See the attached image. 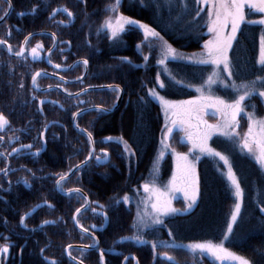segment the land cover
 Instances as JSON below:
<instances>
[{
    "label": "trees",
    "instance_id": "obj_1",
    "mask_svg": "<svg viewBox=\"0 0 264 264\" xmlns=\"http://www.w3.org/2000/svg\"><path fill=\"white\" fill-rule=\"evenodd\" d=\"M105 2L10 0L11 10L0 24V39L6 40L14 51L18 50L27 34L48 31L56 37V45L48 55V60L53 64L65 67L75 59L88 60L85 76L75 81L82 74L83 63L76 62L68 69L57 70L48 67L44 61L43 55L52 43L51 35L38 34L29 38L19 58L10 57L0 45V113L9 122L0 131V136L4 138L0 141V152L7 155V151L16 144H31V149H41L34 156L37 162L35 167L23 168L22 175L37 174L45 178L30 182L29 186L25 185L20 189L21 196H14L11 200L16 206L26 209L29 204L48 202V195H54L53 202L50 200L53 209L41 204L30 215L33 216L30 219L35 223L46 218L55 223L39 227L28 236V240L23 242L18 264H51L52 261L56 264H73L64 255L65 244L72 241L92 242L71 221L72 213L84 202L82 196L72 194L69 198L54 189V180L58 174L67 172L89 153L87 137L71 121L72 113L82 107L92 108L77 114L75 123L92 134L95 152L105 151L103 148L108 150L109 161L98 165L92 158L65 180L64 188L80 186L89 201L96 202L91 207L107 215L108 223L97 232L98 246L83 253L76 249L74 256L77 255L84 264H98L101 251L104 253V264H170L168 260L161 259L162 254L174 256L175 264H217L202 253L191 252V255L185 247L177 249L162 243L184 246L178 236L183 235L188 237L186 242L223 241V245L231 252L248 258L253 264H264V213L259 212V208L264 207V171L240 147L236 134L234 140L221 135L211 140L212 149L228 157L243 190L241 216L234 224L228 240H224L223 233L227 229L235 202L234 189L224 175L223 161L207 154L198 158L195 156L197 195L192 208L187 212L171 214L163 220L161 226L137 232L132 227L133 200L127 205L122 201L120 204L115 203L116 199L125 194L131 198L142 183L152 180L153 161L162 135V116L157 101L148 96L149 89L155 88L166 99L190 98L197 93L196 86L204 80L210 66L166 61L167 68L183 81V86L174 84L168 75L162 73L161 80L166 87L159 88L156 75L162 69L156 63V52H149L142 31L132 25L118 33V37L109 39L106 28L101 29L107 11ZM60 8L68 9L73 16L69 18L62 11L53 15V9ZM6 9V0H0V16ZM118 10L121 15L155 29L164 41L185 56L198 52L206 38L207 8L196 0H183V3L179 0H143V4L141 0H121ZM197 11H200L199 16L196 15ZM245 14L246 20H257L264 13L245 8ZM261 35H264V26L259 24L242 23L236 32V38L228 50V58L232 79L237 84L241 80H252L257 75H264L256 64ZM37 43L42 47L37 49L38 57L33 58L28 50ZM137 44H141V49H137ZM141 50L149 55L146 66ZM124 57L130 63L122 62L121 58ZM40 69L59 76H38L35 83L37 86L54 87L35 92L30 86V79ZM225 81L231 83L227 77ZM21 83L23 88L19 87ZM107 84L118 85L123 93L119 104L111 112H98L93 107H111L117 97V93L111 89L116 87L87 89L73 97L57 88L59 85L66 92H76L92 85ZM213 91L227 101L234 97L231 89L219 83L213 85ZM39 99L44 103L38 104ZM245 103L255 105V117L261 116L263 103L258 95ZM39 109H43V112ZM245 111L252 112L253 109L246 107ZM242 118L246 117L243 115ZM41 131L44 132L43 141L40 139ZM106 136L122 138L135 155L128 156L123 151V144L113 138L103 139ZM10 137L13 139L9 140ZM22 151L26 152L27 149ZM8 159L15 160V154ZM0 160H4V157H0ZM158 168L155 184L163 185L171 170V157L168 153L160 159ZM68 199L72 200L71 203H68ZM99 205L104 207L101 209ZM2 207L0 226L11 222L6 220ZM91 207L78 216L82 227L102 222L100 213H93ZM12 216L10 214L8 217ZM169 231L171 236L168 235ZM133 235H140L145 243L121 240L123 236ZM151 242L157 245L155 254ZM125 257L128 259L125 260Z\"/></svg>",
    "mask_w": 264,
    "mask_h": 264
},
{
    "label": "snow or ice",
    "instance_id": "obj_2",
    "mask_svg": "<svg viewBox=\"0 0 264 264\" xmlns=\"http://www.w3.org/2000/svg\"><path fill=\"white\" fill-rule=\"evenodd\" d=\"M7 3L10 5V0H6ZM180 3H183V0H179ZM198 4H209L208 8V31L210 33L215 34L214 39L206 40L203 45V51L200 54L193 53L191 56H185L184 54L178 53L175 49L171 47L166 41L163 40V37L160 36L159 32H157L155 29L149 27L147 24H142L139 21H134L128 17H124L120 14H118V8L120 6L121 0H113V3L109 4L106 7V10L109 13H116L115 15V24L113 23L112 17L108 16L105 18V20L101 24V29L106 28L108 30L109 39H113L118 37V33L124 31V25H138L139 29H141L144 33L145 41L148 42V48L149 52L155 51L156 52V63L157 65L161 66L162 72L158 71L156 75V84L159 86V88L163 89L166 87L165 82L161 80V74L168 75L169 80H171L176 85L183 86V81L176 78L174 74L170 72V70L167 68L166 61H183L188 64H211L213 65L212 72L208 75V77L204 80V83L196 88L197 92H202V90L207 87L211 88L212 85L219 83L221 86H223L226 89H231L232 93L234 94V97L230 101H226L225 99H222L220 97H197L196 100H188V101H167L163 97L159 96L156 89L152 88L148 91V96H150L152 99H159L163 105L168 106L169 108L176 107L177 105L183 107V106H192L198 108L197 101L198 100H209L211 101V106L216 108V111L218 112H224L225 114V121L223 125H212L208 124L206 121H201V124L204 126V130L202 133L198 134L195 140H192L191 134H189V141L192 144V148H197L201 153H206L207 155L213 156L218 158L220 161H223L224 166L227 168V178L231 182V187L234 189L233 195L235 197V202L231 211L230 218L227 223V229L223 233L224 240H228L230 238V235L233 233V226L237 222L238 217L241 216V207H242V196H243V190L241 188L240 183L238 182L235 173L232 171V167L229 163V159L226 155H223L221 152L215 151L214 149L210 148L207 144V140L214 132H219L220 135L228 138V139H235V125L238 123L236 118L238 115L246 114L248 117V131L245 133L244 139L240 141V147L246 151L250 156L254 157L256 160V163L260 165L261 170L264 171V117L256 118L255 117V105L246 104V101H249L253 96H259L262 100H264V75H257L252 80H241L239 84L236 83L235 80L232 79V72L230 70V62L228 58V49L232 47V42L236 38V32L240 28V25L242 23L246 24H259L261 26H264V16H262L260 19L257 20H246L245 16V8L247 7L249 10H254L255 12L264 13V0H196ZM141 3L143 4V0H141ZM186 7V5H185ZM65 12L67 13V16L71 18L73 16V13L71 11H68L66 8H60V9H53V15L56 12ZM213 14L215 18H213ZM7 15V12H5V16ZM196 15H200V11L196 12ZM51 18V17H50ZM4 17H0V20H3ZM63 23V21H61ZM229 23H231V31L227 34L224 33L223 29L225 26H227ZM10 34V33H9ZM32 34L30 33L29 36ZM29 36H25L24 40L25 42L28 41ZM149 38H152V40H149ZM53 41H55L56 37L53 34L52 36ZM153 41H159V43H154ZM7 41L4 39H0V44H6ZM42 45L37 43L34 47L30 49V54L33 56V58L38 57L37 49L41 48ZM137 49H141V44L136 45ZM8 52H12L11 45H8ZM25 49L24 46L21 45L20 51H16L14 54L17 57H20L23 55ZM51 51V49H49ZM141 55L143 58V61L145 62V66L147 65V62L149 61V55L144 54L141 50ZM122 62L127 61V58H121ZM130 63V61H127ZM49 63L51 61L49 60ZM82 63L87 66L88 60L84 59L82 60ZM256 64L260 66V71L264 72V35H261L260 37V55L259 58L256 61ZM223 66L222 69H220V66ZM140 65H137L139 67ZM55 68H60L61 65L56 64L53 65ZM222 73H227V79L228 81H231V83H225L224 79L222 78ZM40 72H35L31 79L33 84L35 85L37 77L40 76ZM61 80L64 79V77H60ZM77 79H80L78 77ZM19 87L23 88V84L21 83ZM59 87V85H57ZM112 91H115L117 95H119L120 89L119 87L111 89ZM83 91V90H82ZM69 96L73 95L72 93H68ZM144 99L143 97L141 98ZM40 104H43L44 101H40ZM52 103H58L57 101H53ZM82 103V102H81ZM251 107L253 109L252 112L245 113V108ZM96 110L98 112L100 111H107V109H102L99 106H97ZM41 113L43 112V109H39ZM73 118L77 116V113H72ZM8 120L4 116L3 113H0V130H4L5 126L8 125ZM177 122L173 120V124H176ZM180 123H183V121H180ZM77 128H79V125H75ZM254 126L258 131H254ZM47 125H45V128ZM81 132H84V129H80ZM173 131L172 128H168V131L163 133V139L161 140V144L163 145V149L167 150L169 148V145L166 143L168 140V135ZM88 136V143L90 145L89 147V153L88 156L85 157L84 161H81L80 164L74 165L73 168H70L68 172H65L63 174H58V178L55 181L56 189L58 191L65 192L66 195L71 194H79L81 193V190L79 188H70L65 189L64 188V182L66 178L69 176V173L75 174L73 172V169L76 171H79V169L86 165L87 162L93 158L94 156V149L91 147L92 141V134L89 132L87 133ZM3 137L0 136V141H3ZM13 139L12 137L9 138V140ZM40 139L44 140V132H40ZM108 140H111L112 138H107ZM119 144H123V151L128 156H134L135 153L132 152L127 145L126 141H123L122 138L118 139L116 141ZM33 147V145H21L20 148H12L11 152L7 153L5 155L4 152H0V157H4L5 161V167L0 169V172L4 174V176L8 175L9 166L7 164V159L9 156H12L13 154L19 153L21 149H27L30 150ZM192 148L189 149V152L192 151ZM41 149H37L36 152L31 153L32 155H38ZM173 154H175L173 150ZM164 151H160L156 159L153 161L154 164V170H153V176L152 180L148 183H144L141 185L143 190L148 193L151 192L155 194L156 200L151 204V212L144 211V212H137L136 218H134V223L132 225L133 228L137 229L138 231H142L145 228H154L155 226L162 225L163 220L162 217L168 214H174L178 210L175 208H172L170 206V201H168L165 198L164 192H161L155 185V179H156V173L158 172V161L163 157ZM179 158L183 161H185L184 165L182 166V176L180 179L183 180L186 187H191V195L189 196L186 192V199H190L192 203H195L196 201V189L193 186V181L191 180V173L192 168L191 165L187 163V156L185 154H179ZM198 158V157H197ZM95 160L97 164L106 163L108 161V153L106 151L102 150V156H95ZM28 171H31L30 169ZM178 179L176 172H173L172 178L169 181V184H173ZM21 182H23L26 186L28 185L27 179H23ZM82 199L84 200V203L80 205V207L75 209V212L73 213V221L76 223L77 227H81L79 224L78 216L82 214L83 212H87L92 204H95V201L89 202L87 196H82ZM121 201L123 204L127 205L131 202V198L125 194L119 199L115 200L116 204H120ZM45 204H47V201H44ZM192 204H187V208H191ZM39 207V205H37ZM48 207H53L51 204H48ZM99 207L102 209L104 206L99 205ZM187 210V209H186ZM91 211L93 213L97 212V209L95 207H91ZM259 212L264 213V207L259 208ZM27 215V213L25 214ZM25 215H21L20 217V224L24 227L26 225L24 224L25 221ZM100 215H104L103 213H100ZM105 219L107 217L105 216ZM55 223V221H49L44 220L42 224H52ZM95 228V225L92 226ZM81 231L87 232L88 229H84L81 227ZM169 236L172 235L171 231L168 233ZM133 239L136 241H139L140 243H145L143 238L140 235H133L132 237H123L122 239ZM93 244L92 245H85L81 249V252L83 253L90 247H96V241L95 237H92ZM152 243V249L155 253L156 250V243ZM165 244L166 247H174L177 249L183 248L185 246L183 245H176V244H168L167 242H162ZM69 248L71 246H68ZM187 249L189 251L195 252L196 250H199L201 253H210L215 257L218 261H223L225 259H231L233 264H253L252 261H250L248 258L237 255L229 249L225 248L223 246V241L219 244H213L211 241H205V242H197V243H190L187 246ZM67 250V249H66ZM9 251V246L7 244L0 245V253L7 254ZM43 251V249H41ZM166 260L170 262V264H175V260L172 256H168L167 254H162ZM76 259V258H73ZM128 257H125V260H127ZM51 264H56L55 261H52ZM82 264V261L80 262ZM100 264H104V253L101 251L100 253Z\"/></svg>",
    "mask_w": 264,
    "mask_h": 264
},
{
    "label": "rangeland",
    "instance_id": "obj_3",
    "mask_svg": "<svg viewBox=\"0 0 264 264\" xmlns=\"http://www.w3.org/2000/svg\"><path fill=\"white\" fill-rule=\"evenodd\" d=\"M111 3H113V0H106L105 6H106V4L108 6ZM201 5H203V6H205L207 8V15H208L209 4L204 3V4H201ZM252 12H255V11L252 10ZM118 14H120L119 13V10H118ZM115 15H116V13H109V12L106 11L104 20H105L106 17L111 16L112 17V20H113V23L115 24ZM122 16H124V15H122ZM262 16H264V14ZM124 17H126V16H124ZM213 18H215L214 14H213ZM132 20H134V19H132ZM208 23H209V18L207 16L206 38H205L204 42L206 40H210V39H214L215 38V34L214 33H210L208 31ZM129 26H132V25L125 24L124 25V29L128 28ZM134 26H136V28L139 29L138 25H134ZM223 31H224L225 34L229 33L231 31V23H229L227 26H225V28L223 29ZM107 32H108V30H107ZM142 34L144 35L143 31H142ZM52 35L53 34L51 33V37H52ZM151 40H152V38H151ZM204 42H203L200 50L198 52H196V54H200L203 51ZM30 49L28 50V54L29 55H31L30 54ZM192 54L193 53H191L188 56H191ZM259 55H260V45H259ZM258 58H259V56H258ZM75 60H81V59H75ZM71 63H73V61ZM79 63H82V61L79 62ZM207 65L210 66V70H209L208 74L205 76L204 80L208 77V75L213 70V65H211V64H207ZM222 67L223 66L221 65L220 66V69H222ZM87 68H88V65L86 66V69ZM83 71H84V64H83ZM83 71H82V74H83ZM86 72H87V70H86ZM82 74L79 77H81ZM53 75L59 76L57 73H53ZM221 75H222V78L225 81L226 80V77L228 76V74L227 73H222ZM84 76H82L80 79H82ZM80 79H76V80H80ZM204 80L201 82V84L197 85L196 88L200 87L204 83ZM225 83H226V81H225ZM107 85H109V84H107ZM113 85H115V84H113ZM92 86H102V85H92ZM194 89L195 88H193V90ZM81 90L82 89H80L78 91H81ZM78 91H76V92H78ZM78 95H76V96H78ZM122 95H123V93H122ZM122 95H121V98H122ZM159 96H161V95H159ZM201 96H204V97H208V96H211V97H220L219 95H217L213 91V85L211 86V88L205 87L202 90V92H197L194 96H192L190 98H185V99H181V100H172V99H166L163 96H161V97H163L167 101L179 102V101L196 100L197 97H201ZM117 98H118V95H117V97H116L113 105L117 101ZM121 98H120V100H121ZM220 98H222V97H220ZM120 100H119V102H120ZM155 100L157 101V103L159 105V108H160V111H161V116H162V135L160 137V142H159V146H158V150H157V156H158L159 152L163 150L164 151L163 157L167 153L171 157V170H170V174H169L168 178L166 179V181L164 182L163 185H157V184H155V185H156V187L161 192H164L165 198L168 201H170V206L172 208L177 209L178 210L177 211L178 213L187 212L193 206L192 201L190 199H186V192H187V194L189 196L191 195V187H186V185L183 182V180L180 179V177L182 176V166L184 165L185 161H183V160H181L179 158V154H185L187 156V163L191 165V168H192L191 180L193 181V186L196 189V195H197V174H196V165H195V162L196 161H195V156L198 157V156H201L202 154H206V153H201L199 151V149L192 148V144L189 141V134H191L192 140H195L196 137H197V135L203 132L204 126H203V124H201V121H206L208 124H212V125H223L224 124V121H225V114L222 111L221 112L216 111V108L213 107V106H211V103L212 102L209 101V100H203V99L202 100H198L197 101L198 108L192 107V106H183V107H181L179 105H177L176 107L169 108L168 106L163 105L159 99H155ZM261 101L263 103V108L261 110L262 111L261 112V116L256 117V118L264 117V100L261 99ZM119 102H118V104H119ZM111 107H109V108H111ZM82 108H87V107H82ZM100 108H105V107H102L101 106ZM109 108H106V109H109ZM245 112L247 113V111H245ZM243 115L246 118H242ZM173 120H175L177 123L176 124H173ZM236 120H237L238 123L235 125V134L239 137V140L242 141L244 139L245 133L248 131V117H247L246 114H241V115H238L237 116ZM180 121H183V123H180ZM168 128H172L173 131L171 133H169L168 140L166 141V143L169 145V148L167 150H164L163 149V145L161 144V140L163 139V133L167 132L168 131ZM254 131H258V129H256L255 126H254ZM217 135H220L219 132H214L209 137V139L207 140V144H208V146L210 148H212V146H211V140L215 136H217ZM107 138H109V137L106 136L103 139L107 140ZM111 138H113V137H111ZM113 139H114V141H117L118 139H120V137H116V138L114 137ZM190 148H192V151L191 152H189V149ZM103 149H105L106 152L108 151L106 148H103ZM173 150H174V152H175L176 155L173 154ZM108 158H109V156H108ZM174 171L176 172L178 179L173 184H169V181L171 180ZM224 175L227 178V168L226 167H225ZM57 178L58 177H56V179ZM56 179H55V181H56ZM227 180H228V178H227ZM55 181H54V185H55ZM144 183H148V182H144ZM144 183H142V184H144ZM229 183H231V182L229 181ZM141 185H140L139 189L136 190L135 195L134 196H131V199L134 202V210H133V217L134 218H136L138 211H140V212H144V211L151 212V210H152L151 209V204L153 202H155V200H156L155 194H153L151 192L146 193L143 190V188L141 187ZM190 203L192 204L191 208H187V204H190ZM127 207H129V206H127ZM73 213H72V215H73ZM72 215H71V217H72ZM170 215L171 214H168V215L163 216L162 217V220H164L166 217H168ZM44 220H48V219L45 218L42 221L38 222V225L40 227H42V228H44V226L46 225V224H42V222ZM133 223H134V221H133ZM158 226H161V225H158ZM82 228L89 229V227H87V228L86 227H82ZM145 229H147V228H145ZM145 229H143L142 231H138L137 229L134 228L135 231L140 232V233L141 232H144ZM79 232L82 233V234H84V235H86V236H88L90 238V240H92V237H93L92 235L85 234V233H83L81 231H79ZM88 232L94 234L92 230H88ZM178 236L181 238L180 243H183L184 244L186 250L190 254H191L192 251H189L187 249L186 246L188 244H190V243H197V242H203V241H195V240L193 242H186L188 240H185V239H187L188 237L186 238L183 235H178ZM123 237H128V236H123ZM123 237H121V240H124L125 242L132 241L134 243H139V241H136V240H133V239H130V238L129 239H122ZM184 242H186V243H184ZM90 244L83 243V242H78V241L67 242L65 244V246H64V249H63L64 250V255L66 256L67 260L71 261L73 264H77L74 260H77V261H80V262H81V260H80V258L76 257L77 255L74 256L73 254H75L74 250H76V249H80L81 250V248H76V247H70V248H68V254H69V256L72 259L73 258H76L74 260H71L66 255L65 248L68 247V246H71V245H90ZM213 244H219V243H213ZM7 245H8V243H7ZM151 249H152V246H151ZM156 250H157V248H156ZM156 250H155V253L157 252ZM152 251H153V249H152ZM195 252L201 253L199 250H196ZM195 252H192V253L195 254ZM202 254H204L205 256H207L208 258H210L213 262H215L217 264H233V262L231 261V259H225L223 261H218L210 253L205 252V253H202ZM167 255L168 256H172V255H169V254H167ZM5 256H6V254L0 253V264H1V261L5 258ZM161 256H160L161 259L162 258L165 259L163 255H161ZM172 257L174 258V256H172ZM98 264H100V261L98 262Z\"/></svg>",
    "mask_w": 264,
    "mask_h": 264
},
{
    "label": "flooded vegetation",
    "instance_id": "obj_4",
    "mask_svg": "<svg viewBox=\"0 0 264 264\" xmlns=\"http://www.w3.org/2000/svg\"><path fill=\"white\" fill-rule=\"evenodd\" d=\"M8 6H9V3H7V8H8ZM10 10H11V3H10ZM10 10H9V12H10ZM7 16L5 17V19L7 18ZM31 33H34V32H31ZM29 34H27L26 36H28ZM40 34H42V33H40ZM44 34L45 35H51L50 32L48 34L47 33H44ZM33 36H36V35H33ZM33 36H29V38H31ZM23 39H22V41H23ZM21 42H20V44H21ZM53 42H55V44L51 48V51L54 49V47L56 45V39H55V41H53V39H52L51 45L53 44ZM25 44H26V42L24 43V49H25ZM7 45H8V43H7ZM51 45L46 49V51H45V53L43 55V59L46 62L47 66L50 67V68H52V69H57V70H65V69L70 68L71 66L70 67H68V66L71 63L69 65L65 66V67H60V68L53 67V65H55V64H53L52 62L49 63L48 55H49V53L51 51H48V50L50 49ZM2 46L4 47V45H2ZM4 49H5V51L7 52V54L10 57H12V58H19V57L15 56L14 53L16 51H19L20 45H19L18 50H15V51L13 50L11 53H8V51H7V49L5 47H4ZM47 51H48V53H47ZM46 53H47V55L45 57V54ZM35 72H40L41 75H49V76L50 75H53L52 72H50L49 70H44V69H40V70H37ZM75 81H77V80H75ZM30 86H31V88L35 92H43V91H40V90L36 89V87L37 88H46V90L49 87H51V86L54 87L53 85H48V86L42 87V86H37L36 84H35V87H34L31 84V79H30ZM57 88H58V90L62 91L64 94H66L67 96H69L68 93H74V92H66L60 86L57 87ZM70 97H73V96H70ZM40 101H42V100L39 99L38 104H40L39 103ZM81 109H83V108H81ZM83 112H85V111H83ZM74 124L76 125V123H74ZM78 130L80 131V129H78ZM82 133L88 139L87 133H89V132L87 130H85ZM92 141H94L93 136H92ZM26 145H28V144H26ZM20 146H21V144L13 145L11 147V149L9 151H7V153L11 152L12 148H18L19 149ZM92 146H93V149H94V156H93V158L95 159V156H101L100 154H102V150H100V152L97 153V152H95L94 142L92 143ZM89 147H90V145H89ZM34 152H36V149H30V150H27L26 152H23L22 149H21V151L19 153L15 154V160L7 159V164L9 166L8 175L7 176H4V174L2 172H0V208L3 206L2 209H4V210L2 212L6 214V220H11V222L9 224H2L0 226V245H5V244L8 243V246H9V251L6 254L5 258L1 261V264H18L19 263V260H20L21 249H22V247L24 245L23 242L27 241L28 240V236H30L31 234H33V232L35 230L37 231L38 228L40 227L37 224L38 222H35V223L32 222V220L30 218H32L33 216H30V215L38 208L36 206L37 203H38V205L40 204L39 206H42L43 204H45L43 201H41L40 203L39 202H36L35 204L34 203L33 204H29L26 209H24V208L22 209L21 207L16 206V204L11 200L12 197H14V196H16L17 198H19L21 196L20 194H22V193H20V189H22V187H25V184L23 182H21L23 179H27L28 184L30 182H36L37 180H45L44 177H40L37 174H33V175H22L23 168L35 167V165L37 164L36 160H34V155L31 154V153H34ZM87 156H88V154H87ZM91 160L92 159H90L89 161H91ZM108 161H109V158H108ZM80 162H78V163H80ZM101 164H103V163H101ZM4 167H5V161L4 160H0V169H2ZM73 172L75 173L76 170H74ZM77 174H78V172H77ZM72 175L73 174L71 173L70 176H72ZM69 177H67V178H69ZM71 188H79L81 190V192L87 196V194L83 191V189L80 186H78V187L77 186L76 187H71ZM54 189H56L55 188V185H54ZM65 189H70V188H65ZM14 191H16V193H14ZM82 193H79V195L83 196ZM71 195H66V196L70 198ZM53 196L54 195H52V194H49L48 195V200L49 201L46 204L47 207H48V204H50V200L53 202ZM87 198H88V201H89V197L88 196H87ZM71 201H72L71 199H68V203H71ZM68 208H70V207L68 206ZM51 209H53V208L51 207ZM26 213H27V215H25ZM97 213H102V212L99 209H97ZM10 214H12L14 216L8 217ZM103 214L104 215H101V217H102L101 224L95 225V228H93L91 226L88 229V230H92L93 233H94L93 236L95 237V240L97 241V245L96 246H98V244H99V239L97 237V232L99 233L101 230H103L107 226V223H108V218L105 219V216L107 217V215H105V213H103ZM21 215H25L24 224L26 225V227H24V226H22L20 224V217H21ZM71 221H72V217H71ZM72 223H73V221H72ZM146 230L147 229H145L144 231H146ZM90 243H88V244H90V245L93 244V239H92V242H90Z\"/></svg>",
    "mask_w": 264,
    "mask_h": 264
},
{
    "label": "water",
    "instance_id": "obj_5",
    "mask_svg": "<svg viewBox=\"0 0 264 264\" xmlns=\"http://www.w3.org/2000/svg\"><path fill=\"white\" fill-rule=\"evenodd\" d=\"M9 10H10V5L8 6V9L5 11V12H7V15H8V13H9ZM6 15V16H7ZM5 13L1 16V17H4V19H5ZM3 19V20H4ZM3 20H0V24L3 22ZM40 33H42V34H44V33H49V32H46V31H37V32H34V33H31L32 35L31 36H33V35H37V34H40ZM29 36V35H28ZM24 43H25V40L23 39V41L21 42V44H20V48H21V45H23L24 46ZM54 44H55V42H53V44L51 45V47H50V49L54 46ZM1 45H4V47L6 48V49H8V45H7V43L6 44H1ZM8 51V50H7ZM19 51H20V49H19ZM49 51V50H48ZM48 51H47V53H48ZM8 53H10V52H8ZM47 53L45 54V57H46V55H47ZM82 61V59L81 60H75V61H73V63H71L68 67H70V66H72L73 64H75L76 62H81ZM67 67V68H68ZM86 66L84 65V71H83V74H82V76H84L85 75V73H86ZM41 72V71H40ZM81 76V77H82ZM80 77V78H81ZM31 84L35 87V85L33 84V82H32V79H31ZM110 87H118V85H113V84H109V85H102V86H89V87H86V88H84V89H82L83 91L84 90H87V89H102V88H110ZM36 89H38V90H40V91H44V90H46V88H37L36 87ZM120 89V92H119V95H118V98H117V101L115 102V104L111 107V108H109V109H107V111H104V112H111V111H113L115 108H116V106H117V104H118V102H119V100H120V98H121V95H122V90H121V88H119ZM81 90V91H82ZM81 91H78V92H75V93H72L73 95H71V96H76V95H78ZM93 108H97V107H93ZM89 109H91V107H87V108H83V109H80V110H77L76 111V113L77 114H79V113H81V112H83V111H86V110H89ZM102 109H106V108H102ZM71 120H72V122H73V124L75 123V118H73V116H72V118H71ZM74 126H75V124H74ZM76 127V126H75ZM77 128V127H76ZM77 129H81L80 127L79 128H77ZM91 147L93 148V146H92V144H91ZM84 161V160H83ZM78 164H80V163H78ZM77 165V164H76ZM73 168V167H72ZM75 169H73V171H74ZM71 175V173H69V176ZM68 176V177H69ZM55 188H56V184H55ZM57 190V189H56ZM58 191V190H57ZM61 195H66L65 194V192H63V191H58ZM82 193V192H81ZM82 195L83 196H86L85 194H83L82 193ZM72 217H73V215H72ZM72 221H73V219H72ZM73 223H74V225H75V227L79 230V231H81V227H77L76 226V223L73 221ZM81 232H83V231H81ZM83 233H85V234H88V235H92L93 236V234L92 233H90V232H83ZM94 237V236H93ZM96 241V240H95ZM96 245H97V241H96ZM83 246H85V245H71V247H76V248H83ZM68 248L69 247H66L65 248V253H66V255L71 259V260H74V259H72L70 256H69V254H68ZM94 247H90V248H88L87 250H89V249H93ZM67 249V250H66ZM77 264H80V261H77V260H74ZM83 264V263H82Z\"/></svg>",
    "mask_w": 264,
    "mask_h": 264
}]
</instances>
